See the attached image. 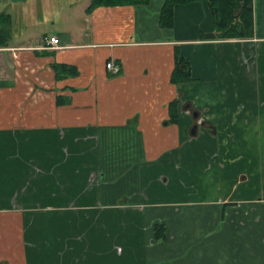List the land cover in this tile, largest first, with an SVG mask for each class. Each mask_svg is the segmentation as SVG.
<instances>
[{
    "label": "crops",
    "instance_id": "1",
    "mask_svg": "<svg viewBox=\"0 0 264 264\" xmlns=\"http://www.w3.org/2000/svg\"><path fill=\"white\" fill-rule=\"evenodd\" d=\"M164 1L0 0V264H264V0L245 38Z\"/></svg>",
    "mask_w": 264,
    "mask_h": 264
},
{
    "label": "trees",
    "instance_id": "2",
    "mask_svg": "<svg viewBox=\"0 0 264 264\" xmlns=\"http://www.w3.org/2000/svg\"><path fill=\"white\" fill-rule=\"evenodd\" d=\"M149 0H90L87 6L88 12H92L98 6H124L126 5H146ZM176 2L180 0H165L163 9L161 11V24L170 26L173 22L172 10ZM212 14L215 15L214 27L218 30L221 37H248L253 32V13H251L252 1L251 0H210ZM54 70L57 74L61 72H70L71 68L68 66L55 65ZM191 69L189 66L181 62L175 66V70L171 75V81L178 82L190 78ZM58 77V75H57ZM159 229L156 231L158 232ZM160 233H158L159 235ZM163 233L160 234L162 236Z\"/></svg>",
    "mask_w": 264,
    "mask_h": 264
},
{
    "label": "rangeland",
    "instance_id": "3",
    "mask_svg": "<svg viewBox=\"0 0 264 264\" xmlns=\"http://www.w3.org/2000/svg\"><path fill=\"white\" fill-rule=\"evenodd\" d=\"M28 2L24 5V8L30 10V14L27 19L26 30L31 31H42L46 30V33L56 32L58 28H60L61 24L59 23V19L63 14L65 17L69 14L72 9V6L78 2V0H27ZM42 9L45 11L43 16V20L41 16H39L37 9ZM47 20L44 21V18ZM58 17V19H57ZM197 188L194 189V192Z\"/></svg>",
    "mask_w": 264,
    "mask_h": 264
},
{
    "label": "built area",
    "instance_id": "4",
    "mask_svg": "<svg viewBox=\"0 0 264 264\" xmlns=\"http://www.w3.org/2000/svg\"><path fill=\"white\" fill-rule=\"evenodd\" d=\"M57 37H55V36H51V37H47L46 38V43H48V44H55L56 42H57ZM106 68L108 69V70H110V71H114V72H118V66L117 65H115V62L114 61H111V62H108L107 64H106Z\"/></svg>",
    "mask_w": 264,
    "mask_h": 264
},
{
    "label": "water",
    "instance_id": "5",
    "mask_svg": "<svg viewBox=\"0 0 264 264\" xmlns=\"http://www.w3.org/2000/svg\"><path fill=\"white\" fill-rule=\"evenodd\" d=\"M197 114H195V116H196ZM195 131H196V126L194 125L193 127H192V131H191V133H195Z\"/></svg>",
    "mask_w": 264,
    "mask_h": 264
}]
</instances>
